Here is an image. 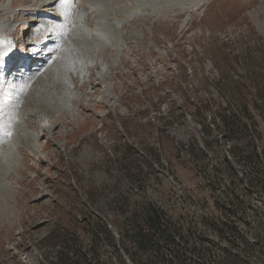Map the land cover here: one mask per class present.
Returning a JSON list of instances; mask_svg holds the SVG:
<instances>
[{"label":"rangeland","instance_id":"374dc122","mask_svg":"<svg viewBox=\"0 0 264 264\" xmlns=\"http://www.w3.org/2000/svg\"><path fill=\"white\" fill-rule=\"evenodd\" d=\"M158 4L123 22L120 51L101 49L104 78L62 95L79 93L75 111L66 102L71 112L38 117L37 146L13 150L0 264H264V0ZM31 102L14 115L34 114ZM224 108L235 134L223 130Z\"/></svg>","mask_w":264,"mask_h":264},{"label":"bare ground","instance_id":"6f19581e","mask_svg":"<svg viewBox=\"0 0 264 264\" xmlns=\"http://www.w3.org/2000/svg\"><path fill=\"white\" fill-rule=\"evenodd\" d=\"M117 1L120 0H22L20 8L16 9L15 1L8 0L6 6H2L3 16L1 18L9 21L2 25V29L12 38L7 40L5 45H0V53H3L0 55V86L7 83L5 69L8 61L16 65L19 58L23 62L22 66L25 64L28 66V72H25L28 82L37 76L36 85L39 87L36 88L35 85L28 89L27 93L31 94L32 98H27L25 93L19 95L15 90L7 99L3 96L4 88L0 92V121L7 120L5 129L14 136L10 141L4 140L0 144V189L12 187L8 176L12 173L9 159L14 158L13 150L17 148L22 150L24 145L26 146L24 148L34 149L37 146L38 136L35 126H40L41 131L47 130L37 118L43 114L53 116L55 112L64 115L68 113L67 109L69 112L71 109L75 111L72 102L75 103L80 99L79 93L74 92L72 97L71 91L67 93L69 103L62 99V95L68 91L69 86L71 84L73 86L75 81L82 84L87 75L98 79L105 77L103 71H106L110 63L106 61L104 50L101 49L109 46L112 53L118 52L125 38L124 33L119 32L123 19L118 18L119 16L114 17V15H123L127 20L130 17H139L146 8H149L148 11L151 13H155L159 7V1L164 3L162 13L174 9H178L176 10L178 12L180 9V12L186 9L194 11L204 7L210 0H128L131 2L126 1L128 6L121 5ZM27 3L30 5L29 9L26 6ZM148 11L141 14L145 17L151 16ZM114 12L116 13L113 14ZM19 15L29 17V19L27 20L26 17L15 19ZM58 17H63L60 24L55 22L58 21ZM23 23L27 25L18 35V27ZM29 23L31 27L28 28ZM110 30L112 32H109ZM25 36H30V41L18 46V39ZM132 36L140 38L137 33H132ZM47 44H50L48 50L42 52V47ZM55 46L59 48L52 56ZM100 51L101 56L98 58ZM20 54L23 56L20 57ZM37 59L43 62H35L38 66L32 68V63ZM34 69L37 71L35 72ZM96 71L100 75H96ZM31 99L37 103L34 114H27L25 118L13 123V119L17 117L14 115L15 111L22 110L26 106L34 107ZM66 102L71 109L66 106ZM9 123L16 124V126ZM17 128L21 132L16 135ZM14 141L20 144L16 146ZM5 160L8 161L7 165H4Z\"/></svg>","mask_w":264,"mask_h":264},{"label":"trees","instance_id":"16d2710c","mask_svg":"<svg viewBox=\"0 0 264 264\" xmlns=\"http://www.w3.org/2000/svg\"><path fill=\"white\" fill-rule=\"evenodd\" d=\"M235 117V114L228 113L225 108L223 109V112L219 114V120L222 124L223 130L228 131L230 135L235 134L234 132H237V128L235 127ZM242 159L245 161V163H250L252 161L251 156H242ZM157 217H159V215H148L147 217H145L144 222L155 229L157 237L161 238L165 245L173 244L174 242L171 239L173 233L169 231L171 229L168 226H164L163 228H161V226H159V220ZM106 228L107 226H103L102 228V231L105 233H107ZM141 241L142 239L138 240V242Z\"/></svg>","mask_w":264,"mask_h":264},{"label":"snow or ice","instance_id":"6c2138e0","mask_svg":"<svg viewBox=\"0 0 264 264\" xmlns=\"http://www.w3.org/2000/svg\"><path fill=\"white\" fill-rule=\"evenodd\" d=\"M0 43H3V41H0ZM0 55H3V53H0ZM4 131V128L3 126H0V132H3ZM7 134V133H6Z\"/></svg>","mask_w":264,"mask_h":264}]
</instances>
